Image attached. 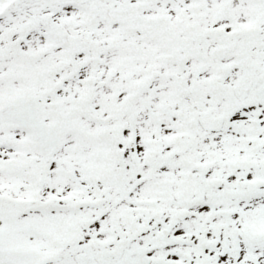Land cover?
<instances>
[{"label":"rangeland","instance_id":"374dc122","mask_svg":"<svg viewBox=\"0 0 264 264\" xmlns=\"http://www.w3.org/2000/svg\"><path fill=\"white\" fill-rule=\"evenodd\" d=\"M172 1L0 0L8 8L0 105L34 98L40 120L62 132L45 163L25 132L0 122V242L42 253L22 264H77L80 254L98 264L96 253L119 248L120 260L106 264H138L140 253L150 264L264 259V185L248 183L264 184V163L255 165L264 161V102L255 94L264 83V0H248L252 17L243 21L241 0H191L181 18ZM39 37L40 51L22 56ZM45 55L48 72L22 73ZM114 83L119 106L97 94ZM248 83L239 101L234 92ZM250 111L257 117L248 123ZM227 112L217 131L200 124ZM250 197L260 207L253 218L238 211Z\"/></svg>","mask_w":264,"mask_h":264},{"label":"bare ground","instance_id":"6f19581e","mask_svg":"<svg viewBox=\"0 0 264 264\" xmlns=\"http://www.w3.org/2000/svg\"><path fill=\"white\" fill-rule=\"evenodd\" d=\"M241 1L243 2V4H241L240 6H237L236 8L239 9L238 11H241L240 15H239V20L243 21V19L251 18L252 16L249 15L247 13V11H246V9L250 8L248 6V4H245V3L248 2V0H241ZM255 1L256 0H254V3H251V4L256 5ZM160 3L162 4L163 2L160 1ZM171 4L172 5L174 4L173 8L171 7L172 10H171V8L169 9L171 11H174V15H172V16L174 18H181L183 16L181 14L182 13V11H181L182 7L191 4V0H173L171 2ZM257 6H259L260 9L262 11H264V6L263 5L259 4ZM56 7H58V6H55L54 8H56ZM259 7H257V8L259 9ZM65 10H67V9H65ZM51 11H54V9L51 10V8H50L47 14H50ZM56 11H54V12H56ZM59 11L62 12V17L63 18H68L73 13L71 10L64 11L63 9H60ZM243 11H245V12L242 13ZM42 44H43V39L41 37H39L38 39H29L28 42H27L26 49L23 52H21L22 56H27L32 51L33 52L40 51V48L42 47ZM121 54L123 55V51H122ZM116 57H117V55L114 54V55H112L110 57V59L113 61V60H115ZM85 61H86V53L83 54V57L80 59V63H83ZM95 62L99 63L100 61H97V59H95ZM48 64H51V63L49 62L48 57L45 55L43 59H37V60H35L32 63H30V62L24 63L23 66H22L24 71L22 73H24L25 75H27L28 78H30L31 75L34 73V71L37 73L42 67H43L45 72H48L49 70L46 69V67H48ZM109 64L112 65V62L109 61ZM136 64H137V61L128 63L126 69L123 71V73H121L122 79L127 77V75L125 73L127 68L132 70V67L136 66ZM88 70H89V67L85 68V69H82L81 72H88ZM76 76H78V75H75V77ZM199 79L202 80V81H205V80H208V76L201 75V76H199ZM87 82H88V78L87 77H85V78L83 77V79L80 81V87L84 86V84H86ZM117 90H118V88H117V84L116 83H114L112 85L108 84V88L107 89H105L102 92L97 90V94L99 95L100 98H103L104 101L109 100L110 98H117V102H118V106H119L121 104L122 100L124 99V96H122L121 92L120 91L118 92ZM80 97H81V93H80ZM250 114H252V115H250V117L252 119H248V123H250L253 120L254 117H257V114L254 111H250ZM244 123H245L244 121H238L237 123H234L230 127L229 136H232L233 134H236L237 132H239V128L240 127H236V126L237 125H242V124L244 125ZM245 129L246 128H244L243 131ZM242 158H243V153L240 152L236 156V163L242 164ZM262 163H264V161L263 162H261V161L255 162V165H259V164H262ZM244 169H245V167H244ZM243 174H244L243 171L239 170L237 172V178L239 179ZM248 183L250 185L253 184L254 186H258L259 183H260V186L264 185L263 182H259V181H256V180H254V181L253 180H249ZM136 201H140L139 198ZM238 211L242 212L246 216H250V217L253 218L255 215L260 213V207L258 208L256 206V201H254V199L252 197H250V198H248L246 200V202L243 203V206L241 208H238ZM38 239H39V237H32L30 239V241L31 242L32 241L37 242ZM3 246H4V243H3V241H1L0 242V264H22V262L26 261L30 255L38 254V253H39V255L42 254L41 252H38L37 249L34 252L32 246L28 247V250H27V254L28 255H26V250L23 249V248H10V250H7V249H4ZM41 248H44V247H41ZM181 253L184 254L183 251H181ZM260 262H261V264H264V259H262Z\"/></svg>","mask_w":264,"mask_h":264},{"label":"water","instance_id":"95a60500","mask_svg":"<svg viewBox=\"0 0 264 264\" xmlns=\"http://www.w3.org/2000/svg\"><path fill=\"white\" fill-rule=\"evenodd\" d=\"M90 10L95 13V4L90 5ZM6 9L4 8L2 14ZM248 91V85L241 88L236 92L237 97L243 100L246 97ZM257 95L264 101V84H262L257 90ZM229 113L225 114L228 117ZM0 120L4 126L18 128L25 131L33 139V141L39 145L43 153V161L48 162L51 158L58 140L60 138V131L58 127L47 128L43 123L39 121L37 104L33 99L25 98L12 105H3L0 107ZM201 125L208 131H214L219 129L223 125V118H209L204 116L201 119ZM211 194L208 192L207 198L210 199ZM179 218H182L180 216ZM122 254V250L119 249L112 253V256L119 260ZM96 260L100 264H104L108 260V253L106 251L99 252L95 256ZM77 264H87L88 259L83 255L75 257ZM139 264H150L144 254L137 256Z\"/></svg>","mask_w":264,"mask_h":264}]
</instances>
